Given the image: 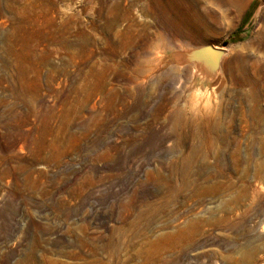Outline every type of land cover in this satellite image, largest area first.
Returning <instances> with one entry per match:
<instances>
[{
	"label": "rangeland",
	"instance_id": "1",
	"mask_svg": "<svg viewBox=\"0 0 264 264\" xmlns=\"http://www.w3.org/2000/svg\"><path fill=\"white\" fill-rule=\"evenodd\" d=\"M189 3L216 73L147 0H0V264H264V0Z\"/></svg>",
	"mask_w": 264,
	"mask_h": 264
},
{
	"label": "bare ground",
	"instance_id": "2",
	"mask_svg": "<svg viewBox=\"0 0 264 264\" xmlns=\"http://www.w3.org/2000/svg\"><path fill=\"white\" fill-rule=\"evenodd\" d=\"M246 1L226 0V3L242 6ZM147 2L149 14L155 18L157 26L163 31L158 40L153 41V48L173 51L175 48L177 49L178 44L181 49L188 45L208 46V39L202 33L198 18L190 6L189 0H147ZM118 8H121L119 3L116 4V9ZM262 39L264 44V34ZM229 67L231 68V66ZM239 70L241 74L243 67H239ZM216 76L218 77V74ZM236 82L242 87L249 88L250 104L255 107V110L264 108V75L252 77L242 74L236 79Z\"/></svg>",
	"mask_w": 264,
	"mask_h": 264
},
{
	"label": "water",
	"instance_id": "3",
	"mask_svg": "<svg viewBox=\"0 0 264 264\" xmlns=\"http://www.w3.org/2000/svg\"><path fill=\"white\" fill-rule=\"evenodd\" d=\"M205 52H207L206 54H208V52L211 54L206 55ZM191 54L190 58L193 60H191L190 63L197 62L205 65L212 73L218 71L222 58L224 57V52L213 46L197 49L191 52Z\"/></svg>",
	"mask_w": 264,
	"mask_h": 264
}]
</instances>
